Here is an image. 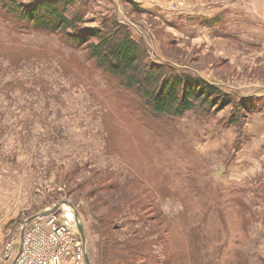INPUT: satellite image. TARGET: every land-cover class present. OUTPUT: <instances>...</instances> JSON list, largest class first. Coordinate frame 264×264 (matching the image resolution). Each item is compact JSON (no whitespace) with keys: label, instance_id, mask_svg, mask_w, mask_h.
<instances>
[{"label":"rangeland","instance_id":"374dc122","mask_svg":"<svg viewBox=\"0 0 264 264\" xmlns=\"http://www.w3.org/2000/svg\"><path fill=\"white\" fill-rule=\"evenodd\" d=\"M223 1L89 0V17L97 16L89 25L115 16L142 40L150 62L229 93L255 95V111L264 116V46L239 44L247 34L236 43L209 27L178 22ZM16 29L0 0V258L11 255L5 264L18 252L26 219L64 204L83 222L91 264H110L105 239L143 242L149 231L158 240L138 264H181L184 257L190 263L182 264H264V198L257 190L239 191L246 177L257 187L264 163L251 152V165L235 167L244 133L238 138L232 126L217 124L230 106L216 117L192 111L154 117L134 90L94 65L80 79L66 73L63 60L82 61V49L47 32ZM136 211L140 235L130 229L129 212ZM13 215L16 220L7 219Z\"/></svg>","mask_w":264,"mask_h":264},{"label":"trees","instance_id":"16d2710c","mask_svg":"<svg viewBox=\"0 0 264 264\" xmlns=\"http://www.w3.org/2000/svg\"><path fill=\"white\" fill-rule=\"evenodd\" d=\"M3 3L6 18L16 22V31L47 32L61 43L85 52L86 59L83 57L82 61L73 57L70 62L63 60L69 71L66 73H73L80 79L86 65H94V70H102L109 79L119 78L130 92L134 90L139 101H145V107L154 117L176 119L191 111L216 117L230 106L229 114L219 118L217 124L220 129L227 130L232 126L238 138L245 132L248 116L255 111V95L246 96L238 91L229 93L200 76L178 72L175 68L169 70L160 63L150 62L148 49L142 40H135L127 25L119 24L115 16L101 15V24L96 21L95 25H89L97 19V16L96 19L89 17V0H32L29 3L3 0ZM134 9L137 10V7ZM236 94H241L239 100H236ZM255 181L256 188L245 182L239 191L257 190L264 198V178L257 176ZM259 186L262 191H259ZM129 213L131 234H142V230L135 227L141 222V215L137 211L133 215ZM112 223L115 228H122L114 225V219ZM157 240L150 231L143 242L133 238V241L121 244L107 238L104 240V258L110 264H138ZM184 261L190 263L186 257L181 264Z\"/></svg>","mask_w":264,"mask_h":264},{"label":"crops","instance_id":"0c3cea01","mask_svg":"<svg viewBox=\"0 0 264 264\" xmlns=\"http://www.w3.org/2000/svg\"><path fill=\"white\" fill-rule=\"evenodd\" d=\"M210 7L211 9L208 11L196 10L197 18L180 17L178 18V22L187 21L188 23L209 27L208 29L213 31L217 36L230 38L236 43H238L240 35L247 34L249 36L248 40L239 41V44L245 47H247L246 45L254 46L253 49L264 46V0H234L231 3L225 0L219 5L213 4ZM218 18L221 20L216 21ZM232 19L233 24L231 23ZM261 113L263 112L259 111L256 113L255 111L250 115L253 121L247 123L244 135L241 137V146L235 152L236 160L234 161L236 168H242L243 165H246L244 162L252 164V158L247 155L251 152L258 158L259 165L262 162L264 163V116ZM218 137H215V140L219 141L220 138ZM244 147L248 149H244ZM246 180L247 182L248 180L249 182H253L254 178L246 177ZM7 219L16 220V216H7ZM3 235V215L0 214V251L3 250Z\"/></svg>","mask_w":264,"mask_h":264},{"label":"built area","instance_id":"2783aa9c","mask_svg":"<svg viewBox=\"0 0 264 264\" xmlns=\"http://www.w3.org/2000/svg\"><path fill=\"white\" fill-rule=\"evenodd\" d=\"M75 220L68 204L34 219L25 231L15 264H87V246L77 232ZM10 259V253H5L0 264Z\"/></svg>","mask_w":264,"mask_h":264},{"label":"water","instance_id":"95a60500","mask_svg":"<svg viewBox=\"0 0 264 264\" xmlns=\"http://www.w3.org/2000/svg\"><path fill=\"white\" fill-rule=\"evenodd\" d=\"M59 205H56L54 206L53 208H48L38 214H35L31 217H29L28 219H26V221L24 222V225L22 227V230H21V236H20V246H19V249H18V252L13 260V262L11 264H15L16 260H17V257L18 255L20 254L21 252V248H22V243H23V239H24V235H25V231H26V228L28 227V225L36 218L38 217H42V216H45V215H48L53 209L57 208ZM75 216H76V222H77V229H78V232H79V235L81 237V240L82 242L84 243V245L86 246V235H85V228H84V225H83V222L80 220L79 218V214L78 212L75 211ZM86 262L87 264H91L90 262V258H89V255L88 253H86Z\"/></svg>","mask_w":264,"mask_h":264},{"label":"bare ground","instance_id":"6f19581e","mask_svg":"<svg viewBox=\"0 0 264 264\" xmlns=\"http://www.w3.org/2000/svg\"><path fill=\"white\" fill-rule=\"evenodd\" d=\"M56 209H58V208L53 209V210L50 212V214H51L52 212H54ZM72 210H73V209H72ZM73 212H74V210H73ZM74 215H75V213H74ZM75 219H76V216H75ZM75 223H76V227H77V222H76V220H75ZM26 230H27V228H26Z\"/></svg>","mask_w":264,"mask_h":264}]
</instances>
